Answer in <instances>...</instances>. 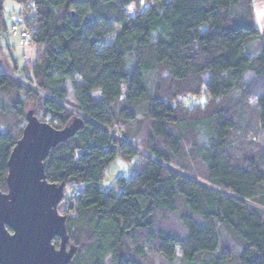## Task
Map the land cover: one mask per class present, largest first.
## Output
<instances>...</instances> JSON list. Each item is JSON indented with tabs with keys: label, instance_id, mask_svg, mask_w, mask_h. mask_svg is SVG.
I'll return each mask as SVG.
<instances>
[{
	"label": "trees",
	"instance_id": "trees-1",
	"mask_svg": "<svg viewBox=\"0 0 264 264\" xmlns=\"http://www.w3.org/2000/svg\"><path fill=\"white\" fill-rule=\"evenodd\" d=\"M11 1L22 5L31 46L42 51L30 75L19 74L3 53L0 21V121L12 114L21 129L18 137L0 132V192L7 191L8 161L34 103L57 130L83 120L45 161L47 181L72 191L66 207L72 216L65 217L78 251L71 264H144L147 247L166 264L178 254L184 264H264V155L256 160L230 152L245 113L214 103L233 102L247 73L264 77V32L254 26L253 0ZM140 2L146 7L130 14ZM158 69L171 87L162 82L152 94L147 76ZM69 85L74 105L67 102ZM204 93L207 106L185 107ZM255 102L264 134V93ZM140 105L150 122L145 151L151 157L130 181H118L119 193L104 191L107 168L139 155L125 143L127 134L119 141L110 131L135 122ZM183 158L199 162L204 173L194 176L177 163ZM158 215L178 219L181 233ZM220 228L239 243L238 257L223 248Z\"/></svg>",
	"mask_w": 264,
	"mask_h": 264
},
{
	"label": "rangeland",
	"instance_id": "rangeland-1",
	"mask_svg": "<svg viewBox=\"0 0 264 264\" xmlns=\"http://www.w3.org/2000/svg\"><path fill=\"white\" fill-rule=\"evenodd\" d=\"M144 7H146V4L140 2L136 5L131 6L129 8V13L135 14L137 12H140ZM22 9V5L12 2L11 0H6L3 5L2 17L0 21L6 28V32L3 39L2 50L7 61L11 64V66L13 65V63L17 65L19 74L25 72L27 75H30V68L36 64L37 58L41 55L42 49L38 47L35 48L31 46V44L21 45L19 37L11 32L14 20L21 14ZM253 11L254 26L258 29L261 34H263L264 2L262 0H253ZM24 12H30V9L24 7ZM254 45L257 47L258 43L253 42L252 48L254 47ZM6 47H8V49ZM1 62L2 60L0 59V63ZM147 81L151 88L152 94L156 93L157 88L161 85L162 82H169V85L171 87L170 78L161 69H158L153 74L148 75ZM27 84L31 86V89L38 91L37 94L39 95V97H43V94L39 92L35 85H31L29 83ZM26 87L28 88V86ZM263 93L264 77L259 78L253 73H247L243 79L241 90L236 92L232 96L233 102L230 100H226L225 102H214L215 104L219 105H221V103H229L232 112L235 113L236 116L238 115L239 109H242V111H244L245 113L244 123L240 122L238 118L237 128L232 133V141L230 144L231 153H240L242 157L256 160H260V157L264 155V134L260 131L257 123V111L255 105L256 98ZM7 100L8 101L6 102L10 103L9 99ZM235 100L240 102L238 106L234 104ZM206 101L207 95L204 93L200 98L190 99L184 105L187 109H192L194 107L203 108L205 107V105L207 106L208 104H206ZM67 102L70 105L75 104L73 89L70 85L68 86ZM67 108L70 109V107ZM26 110H35L37 118L41 122L51 125L50 118L39 109V105L29 103ZM138 111L140 116L136 119L135 122L127 125H122L121 127L117 126L112 131H110V133L115 137L116 140L119 139V141L124 140L122 134H127L128 137L131 138V141H124L129 143L134 150L139 151V155L129 159H124L120 157L107 168L105 173V179L101 185L102 190L104 191L114 190L116 193H119L121 189L118 187V181L122 179L126 180L127 182L130 181L141 168V164L146 159L151 157L145 151L150 134V122L147 117V112L145 111V106L140 105ZM77 116L78 115L76 113V118ZM0 123V132H6L14 137H18L21 135L19 122L12 114L3 116ZM187 143L191 145L190 142ZM177 163L183 164L184 166L188 167L194 176L204 173V167L199 162H194L189 159L183 158ZM167 167L183 174L184 176H188L190 178L195 179L192 174H185L174 166L167 165ZM72 201V191L70 190V188L67 187L65 188V199L59 205V213L61 215L72 216V214L68 215L66 213V207ZM157 218L162 224H164L168 228L178 233H181L178 230V219L171 216H167L165 218L163 215H158ZM219 232L222 236L223 248L227 251H230L234 258L238 257L240 253L239 243L237 242V240H234L232 237H230L227 232L223 230V228H220ZM70 243L74 244L73 242ZM147 251L148 256L144 259V264H166L159 256H157L156 253L153 252V249L147 247ZM180 257L181 256L178 254L177 259L172 264H184Z\"/></svg>",
	"mask_w": 264,
	"mask_h": 264
},
{
	"label": "water",
	"instance_id": "water-1",
	"mask_svg": "<svg viewBox=\"0 0 264 264\" xmlns=\"http://www.w3.org/2000/svg\"><path fill=\"white\" fill-rule=\"evenodd\" d=\"M25 120L8 161L7 191L0 192V264H71L78 249L70 244L67 217L59 213L66 187L47 181L45 161L52 149L76 135L83 120L77 119L62 130L41 122L32 110L26 112Z\"/></svg>",
	"mask_w": 264,
	"mask_h": 264
},
{
	"label": "built area",
	"instance_id": "built-area-1",
	"mask_svg": "<svg viewBox=\"0 0 264 264\" xmlns=\"http://www.w3.org/2000/svg\"><path fill=\"white\" fill-rule=\"evenodd\" d=\"M11 32L19 36L20 44H31V36L26 29V19L22 16H19L15 19L14 24L11 28ZM79 192L75 194V197H79Z\"/></svg>",
	"mask_w": 264,
	"mask_h": 264
},
{
	"label": "crops",
	"instance_id": "crops-1",
	"mask_svg": "<svg viewBox=\"0 0 264 264\" xmlns=\"http://www.w3.org/2000/svg\"><path fill=\"white\" fill-rule=\"evenodd\" d=\"M263 1V0H262Z\"/></svg>",
	"mask_w": 264,
	"mask_h": 264
}]
</instances>
